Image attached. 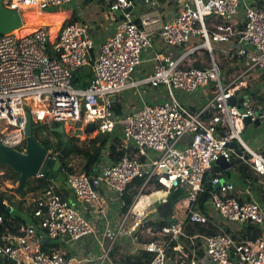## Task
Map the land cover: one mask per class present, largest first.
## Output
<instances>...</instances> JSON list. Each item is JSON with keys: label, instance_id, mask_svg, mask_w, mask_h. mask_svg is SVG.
<instances>
[{"label": "built area", "instance_id": "obj_1", "mask_svg": "<svg viewBox=\"0 0 264 264\" xmlns=\"http://www.w3.org/2000/svg\"><path fill=\"white\" fill-rule=\"evenodd\" d=\"M72 1L2 0L4 8L19 13L22 25L0 35V144L26 152L25 126L29 112L35 125L57 122L68 127L71 122L83 121L84 126L94 123L97 135L113 133L120 127L126 153L113 160L103 152L92 174L79 173L69 178L79 205L65 200L55 186H50L38 200L35 212L46 233H39L32 225H23L17 233L0 234V257L13 264H115L112 250L129 238L135 246L132 250L135 255L142 251L152 255L149 264H169L166 251L173 244V250L183 257L178 264H203L194 251L186 250L182 239L186 236L187 220L202 225L209 223L196 207L207 174L220 158L231 163L236 156L264 179V154L242 139L246 121L256 122L258 111L264 118V106L245 95L241 98L240 111L234 82L223 85L212 42L229 45L231 54L249 64L247 71H264V9L248 6L243 13V27L239 29L237 18L244 0H172L177 12L166 22L157 12L134 19L127 12L133 7V0H104L112 12H122L124 19L99 50H95L89 28L77 23H68L55 34L45 26L26 35L18 34L27 11L47 12ZM153 1L145 0L146 5ZM156 38L186 50L178 58L172 54L165 56L157 50ZM200 40L201 44L187 49L190 43ZM234 45L240 48L235 49ZM93 51L94 76L86 89L75 88L73 70L88 66ZM202 52L206 53L208 65L195 68L196 56ZM149 60L157 63L152 74L135 79L134 74ZM211 84L215 92L211 103L202 111L185 106L174 94L176 90L193 94ZM142 86L164 87L170 99L163 104L143 102L141 107L117 116L112 110L117 97ZM138 96L142 98L141 92ZM233 97L238 100L237 105L229 103ZM209 108L211 115L207 117ZM187 136L190 141L181 148ZM233 142L241 154L229 146ZM4 176L5 171L0 169V191L11 184L3 180ZM143 178L145 183L124 212L125 192L134 181ZM221 181V173L211 181L216 190L206 203L209 210L241 227L251 224L262 228L264 213L260 205L229 197L235 186L228 182L223 185ZM17 185L10 188L13 190ZM157 185L165 191L159 203L166 206L172 192L183 189L182 203L175 206L173 215L176 217L179 209H185L186 218L160 229L140 231L154 205L149 194L158 190ZM149 188L151 193L146 192ZM104 194L110 201L108 205L115 203L121 215L125 213L114 227L108 205L103 204ZM130 217L133 223L125 230ZM100 220L105 223L102 234L97 226ZM3 223L0 215V225ZM142 232L150 235L147 242L141 243ZM94 236L101 254L92 259L44 250L47 239L73 245ZM190 239L204 241L213 264H264V238L250 245H238L227 233L198 234Z\"/></svg>", "mask_w": 264, "mask_h": 264}, {"label": "trees", "instance_id": "obj_2", "mask_svg": "<svg viewBox=\"0 0 264 264\" xmlns=\"http://www.w3.org/2000/svg\"><path fill=\"white\" fill-rule=\"evenodd\" d=\"M25 20L28 21V27L32 28V30H28L27 32H33L35 29V24L33 23V18L25 17ZM243 16L241 19L238 20L237 28L243 27ZM21 31H24L22 29ZM25 32V31H24ZM197 44L190 43L187 46V49L192 48ZM50 48V46H49ZM50 55L52 57H55L51 52ZM95 61V53L93 51L92 53V61L91 63L83 68L74 69L73 70V85L75 88L78 89H86L91 81V79L94 76L93 66ZM232 63H234V67L232 69H229L227 71V74H232L233 72H237L238 76L241 72H246L249 68V64L246 62L244 58H232ZM195 68H202L203 66L200 65L198 62L194 65ZM251 71H247L244 75L241 76V79L244 78L246 75H248ZM262 76L264 77V71L262 72ZM243 83V82H241ZM240 91H246L245 95H249L253 97L256 101L259 103L264 102V98L262 96H259V92L257 91H251V87H246L242 90H237L236 95L240 93ZM119 101V100H118ZM118 101L115 102V104L112 106V110L117 116H121L124 111L121 109V106L118 105ZM207 114V112L205 113ZM62 125V123L53 122L51 124H38L37 129L33 131L34 137L39 141V143L45 147L50 157H55L57 154L60 153V151L63 149L65 142L63 139V135L53 132L52 129L59 128ZM121 128L118 127L117 130H115L113 133L106 134V135H98L97 137L93 138L91 142L92 144V150L91 151H85L78 147V143L80 142L79 138H70V142L72 143V147L70 151L67 152L65 157L62 160L61 170L59 172H62L63 175L66 178V181L69 180L71 176L76 175V173L69 169L65 162L66 160L72 158V157H80L83 159V173L92 174L96 168L97 165L101 161V156L103 152H107L108 155L113 160H118L122 156L125 155L126 150L123 149V137L122 134L116 135L118 132H120ZM264 154V153H263ZM232 168H236L238 172V178L242 185H246L247 189L250 187H254L256 183L260 181V177L254 173L251 166L249 164L244 163L242 160L237 158L236 156L232 157L231 160ZM0 169H5V176L4 181H10L12 184L17 185L19 183L20 174L15 172L12 168L6 165H1ZM225 172L223 171L220 166H214L213 170L207 174L204 181V192L200 195L198 202L196 203L197 210L205 215L209 223L207 225H202L199 223H191L189 220L186 221V227H185V237L182 239L183 246L188 251H196L195 255L196 258L199 261H202V259L205 258V255L207 256L204 241L194 240L190 239L193 238L195 235H202V236H210V235H216L220 233H226L223 229V227L218 224L217 222H213V220L210 217V210L207 207L206 203L208 202L210 195L213 191L216 190V187L211 184L212 179L218 174L221 173L222 179H225ZM59 173L56 175V180L53 181L51 177L42 176V177H35L30 178L25 182L23 193L18 192V187L13 189L12 191L16 194L15 197L7 195L5 193H0V197H4L6 201L10 204V206L13 208L12 212L7 211H0V215L3 216L4 223L0 225V234L2 233H17L21 226L23 225H32L37 228L39 233L45 234L46 232L41 229L40 227V219L35 217V212L38 207V200L43 197L45 191L50 186H55L57 188L58 193L66 200V196H64L61 193V189L57 187V184L59 182L66 184L65 181L60 180L58 181ZM64 178V177H63ZM145 183V178L134 181L127 189L124 195V203H125V210L126 212L129 207L131 206L135 195L138 193V188H141L143 184ZM240 184V186H242ZM158 190L160 189V186H156ZM29 195L33 196L34 201L28 202L27 197ZM183 197L181 195L176 200H169V208L171 209V212L173 214L174 206L179 201V199ZM231 198H235L240 202H246L243 201V197H238L237 195H229ZM248 202L252 200H247ZM158 211V210H157ZM159 216V215H158ZM225 222L226 220H223ZM170 225V223L167 222V217L157 219H149L144 223L141 230H147L149 228H162L164 226ZM230 237L238 244L242 245H250L255 240L259 238H264L263 236V228L260 226L255 225H248L242 229L241 232H239V235L233 236L232 234H228ZM147 242V239L144 240L141 236V243ZM175 244L172 245L171 248H169L166 251L168 262L171 264H178L183 257L176 251L173 250V247ZM55 246H53L52 240L50 242L46 241V244L44 245V250L47 253H53L54 251L61 253L59 250L54 249ZM111 258L114 261L115 264H149L152 260V255L147 252H140L138 254H131V253H125L122 251L119 246H116L112 252H111ZM5 264H13L12 262L7 261L4 259Z\"/></svg>", "mask_w": 264, "mask_h": 264}, {"label": "crops", "instance_id": "obj_3", "mask_svg": "<svg viewBox=\"0 0 264 264\" xmlns=\"http://www.w3.org/2000/svg\"><path fill=\"white\" fill-rule=\"evenodd\" d=\"M248 6L259 8V9H264V0H244L242 3V6H241L240 16L237 18L238 20L241 19L245 9ZM127 12L130 13L134 19H138L143 14H148V13H155L156 14V12H157L160 15L161 19L164 22H166V21H169V20L174 18V16L176 15L177 9H176L175 4L172 2V0H154L153 2H151L150 4H147V5H137L133 8L132 11H127ZM25 17L33 18V21H34L33 23L36 26L34 29L38 28L39 26H45L48 29H50L53 34H55L58 31V29H60L62 26L66 25L68 23H77V24L87 26L89 28V33H90L92 39L94 40L95 50H99V48L105 42L107 37H109L110 35H112L116 31L120 21H122L124 19V15L122 12H120V11L119 12H112L110 10V6L108 4H106L104 2V0H73L70 4L51 8L47 12H39L37 9H34L32 11H27L26 14H24V16H23V19H24L23 20V24H24L23 29L25 32H27L28 30L31 31L32 28L28 27V25H27L28 21L25 20ZM53 23H55V26H51ZM155 44H156L155 45L156 48L159 47L160 45H162V40L160 38H156ZM153 61L156 62L155 60L146 61L145 63H143V65L139 69L146 67L147 70H149L150 72H153L154 67L157 64V63L156 64L153 63ZM139 69L137 71L138 73H139ZM242 74L244 75L245 72H241V74L239 76H241ZM245 77L242 79L244 80ZM135 79H137V78H135ZM251 79L254 82L249 83ZM249 82L241 83V81H240L238 87H236V88H241V89H237V90H242L246 87L256 88L259 83H264V77L261 75L258 78H250ZM209 86L212 88V91H213L215 86L213 84H211ZM262 88L258 87L257 92H259V96H262L264 98V90ZM133 92H134V90L133 91L129 90V91L124 92V93H125L126 97H128V99H130L131 97H134ZM141 94H142V98L138 96L137 100H136L138 102V104H137L138 107H141L143 105V102H146L149 104V103L157 102L160 100V98L155 94V92L150 91V90H145ZM243 96H245V94L242 95L240 98L238 96V98L241 99ZM212 98H213L212 94H210L209 99H208L206 97V95H204L202 92L198 91V92L193 93L191 95H184V94L179 93L178 99L182 104L191 108L192 110L202 111L208 107V105L211 103ZM260 104L262 106H264L263 101ZM210 115H211V109L209 108L207 110L206 116L209 117ZM254 126H255V128L259 129L260 131H264V118L262 117V119H260V121L258 122V125H254ZM246 129H247V126H246ZM246 129H245V131H246ZM256 134H257V132H256ZM189 141H190V136H187L181 142L180 146L181 147L186 146ZM253 146L254 147H252V148L254 150H257L261 153H264V134L262 135L261 139L256 141V143H253ZM235 171H236V174L238 176L237 170H235ZM238 180H239V178H238ZM260 180H262V178H260ZM9 185L10 186H8V187H7V185H6V187L4 186L2 188V190L0 191V193H5L7 195L15 197L16 194L12 191V189L10 187H12V186L15 187L16 185H14L12 183ZM233 185L235 186V189H234V191L231 192L230 195L235 194L238 197L239 196L243 197V201H247L249 199L254 201L251 190L253 188L256 190L257 185H255L254 187H250L248 189L249 193L248 194L243 193V195L236 193V189H237L238 185H235L234 183H233ZM57 187L59 189H61V193L64 196H66V200L70 201L73 204L79 205V202L77 201L75 195L73 194V191L70 189V186L68 185V183L63 184V183L59 182L57 184ZM261 188L264 190V187L261 186ZM104 196H105V201L103 204L106 203V206H107L108 205L107 203H109L110 201H107L109 199H108L106 194H104ZM108 196L110 197V195H108ZM26 199L28 202L34 201V198L31 195H29V197H27ZM5 203H7L10 206L8 201L5 200ZM181 203L182 202L179 199V201L175 204V206H179ZM175 206H174V208H175ZM168 208H169V206L167 205L166 210ZM108 209H109L108 216L111 219L112 227H114V225L119 224L122 220V218L120 217L121 209L119 208V205H117L115 203L114 204L112 203L111 205L109 204ZM182 210H185V209H179L177 211L176 217H174L175 215H173L172 212H171L170 216L175 218L176 220L177 219L183 220L186 218V211H182ZM261 210L264 213V207H261ZM181 212L183 215H180ZM158 213H159L158 214L159 217L162 218V216L160 215V212H158ZM86 214H87V216L91 217V215L89 214L88 211ZM94 215H97V214H94ZM210 217L214 223L217 222L218 224H220L227 234H232L233 236H236V237L239 235V232H241L242 229L244 228V227H241L238 224L233 223V222H229V221L223 222L221 216L213 210L210 211ZM97 222H98L97 226H98V228H100L99 232L101 234L104 233V227H105L104 220H100ZM262 228H263V235H264V226ZM94 238L97 239V237H95V236L89 237V238L80 240L79 242H77L73 245L66 243L64 241L61 242L59 240H55L56 243L53 244V246H55L54 249L59 250L61 253H63V255L70 256V257L80 256L81 258L92 259L94 256H99L101 254V249L98 246V244ZM127 240H130V239L128 238ZM52 243H53V240H52ZM134 247H135L134 244L130 240V243H128V247H127V250L129 252H127V253L135 254L132 252ZM3 262H4V259H3ZM201 262L203 264H213L209 260L208 256H206V255H205V258L202 259ZM94 264H96V263H94ZM169 264H171V263H169Z\"/></svg>", "mask_w": 264, "mask_h": 264}, {"label": "rangeland", "instance_id": "obj_4", "mask_svg": "<svg viewBox=\"0 0 264 264\" xmlns=\"http://www.w3.org/2000/svg\"><path fill=\"white\" fill-rule=\"evenodd\" d=\"M207 20H208V18H207ZM51 26H55V23H53ZM210 34H211V31H210ZM201 43H202V41L200 40V41H197L193 44H201ZM212 45L214 48L215 58H216L217 62L219 63V66L221 69L223 85L231 84L232 82H234L235 89L236 90L241 89V88H236V87H238L240 81L241 82H249L250 78H258L262 75L263 71H260L258 69L251 70V72L248 75H246L244 80L241 79V76L243 74L241 76H238L237 72H233L232 74H227V71L229 69H232V67H234V65H235L234 63H232V58H237V57L235 55L231 54V52L229 51V45H225L224 43H215V42H212ZM157 50L162 51V53L165 56H170L172 54L174 58H178L182 53L185 52L186 49L170 46V45H168L162 41V45L157 47ZM192 60H193V62L195 61L194 58ZM196 60H197L196 62H198L200 65L207 67L208 59L206 57V53H204V52L200 53L199 56H196ZM153 63L156 64V62H154V61H153ZM195 63H193V64H195ZM151 74H152V72H150L149 70L146 69V67H144L142 69H139V73L136 72L134 74V77L137 79H141L143 77L146 78ZM252 82H254V81H252V79H251L249 83H252ZM258 87H260V88L263 87L262 89L264 90V83H259L256 88L251 87V91H257ZM145 90H150V91L155 92V94L160 98L159 101L149 103V104H163L170 99L168 96V92L164 87H160L158 89H155V88H152L150 86H142L141 88L134 90V92H133L134 97H131L130 99H128V97H126L125 93H123L117 97L116 102L119 100L118 105L121 106V109L124 111L123 114H125V112L131 111L133 108H136V109L138 108V106H137L138 102L136 101L138 94L140 92L143 93ZM131 91H133V90H131ZM199 91L202 92L204 95H206V97L208 99H209L210 94L214 95V92H215L214 90L212 91V88L210 86L202 88ZM245 92L246 91H240V93L238 95L239 98L242 95H244ZM179 93L184 94V95H191V94H187L185 92L176 90L174 92V94H175V97L177 99L179 98ZM26 108L28 109V107H26ZM246 126H247V129L243 133L242 139L248 145H250V147L252 148V147H254L253 143H256V141H258L259 139L262 138L264 131H260L259 129L255 128V126L249 122L246 123ZM66 132H68L69 136H71L74 133V131H72V129L69 126H68V129L66 130ZM256 132H257V134H256ZM121 134H122V132L120 130V132H118L116 135L120 136ZM97 136L98 135L94 132L93 134L79 137L80 142L78 143V147L82 150H85V151H88V150L91 151L92 150V144H93V142H91V140ZM122 137H123V135H122ZM65 165L69 169L73 170L76 174L83 173V159L80 157L75 156V157H72V158L66 160ZM235 170H236V168H231V169L226 170L225 180L228 183H232V184L234 183L235 185H238L237 189H236V193H238L240 195H243V193L248 194L249 192H248L247 186L246 185L240 186L241 183H240V180H238V176H237ZM3 171H5V169H3ZM58 173H59L58 181L63 180L67 184L68 181H66V178L63 175V173L62 172H58ZM256 185H257L256 190L254 188L251 190L253 200L255 203L259 204L261 207H264V190L261 188V186L264 187V179L260 180ZM146 192L151 193L152 188H149ZM149 195H150L151 200H152L154 205H153L152 209L149 210L150 214H149V216H147V218H148L147 220H149V219L155 220L159 217L158 216L159 213L157 211V204L162 200L163 196H165V191L162 189H159L156 192H154L153 194L151 193ZM182 211H185V210H182ZM124 214L125 213L122 212L121 217H124ZM180 215H183L182 212L180 213ZM132 223H133V221H132V218L130 217L128 219L127 223L125 224V230L130 225H132ZM140 235H142V238L144 240H146L150 236L149 234H147L145 232H142ZM127 239L128 238H126L124 240L123 245H118L119 248L126 253L129 252L127 250V247H128V243H130V240H127ZM55 243H56V241L53 240V244H55Z\"/></svg>", "mask_w": 264, "mask_h": 264}, {"label": "water", "instance_id": "obj_5", "mask_svg": "<svg viewBox=\"0 0 264 264\" xmlns=\"http://www.w3.org/2000/svg\"><path fill=\"white\" fill-rule=\"evenodd\" d=\"M137 5H146L145 0H134V5L128 11H132L133 8ZM22 25V20L17 11H10L3 7L2 0H0V35L10 33L19 29ZM235 49H239V45L232 46ZM90 60V58H89ZM238 100L233 97L230 99L229 103L231 105H237ZM243 102L242 99L239 100L237 105L240 111H242V106L240 105ZM257 116L259 117L254 125H258L260 119H262V112L258 111ZM261 117V118H260ZM26 152L21 153L17 150L8 148L0 144V166L6 165L12 168L15 172L20 174V179L18 183V192L23 193L25 182L30 178L38 177L39 174L42 176L51 177L53 181L56 180L57 173L61 170L62 160L70 151L72 143L68 137L67 126L61 125L59 128L52 129L53 132L63 135L65 145L59 154L55 158L50 157L48 150L43 147L39 141L34 137L33 131L37 129V126L33 124L32 114L26 113ZM250 123V120H247L246 123ZM69 127L74 130V133L70 136L71 138H79L82 136L93 134L96 131V126L94 123L87 124L84 126L83 121L71 122ZM96 133V132H95ZM229 146L237 151V154H241L238 151V146L235 142L229 144ZM216 166H220L223 171L232 168L231 163H229L224 158H220L216 162ZM227 181L222 179L221 184L225 185ZM68 185L69 182H68ZM181 195H183V189L174 190L170 196L171 200H176ZM157 210L160 212V215L167 217L168 223H175L176 219L171 217V210L168 208L166 210V205L157 204ZM0 211L12 212L13 208L5 203L4 197H0ZM50 242V239L46 240ZM0 264H4L3 258L0 257Z\"/></svg>", "mask_w": 264, "mask_h": 264}, {"label": "bare ground", "instance_id": "obj_6", "mask_svg": "<svg viewBox=\"0 0 264 264\" xmlns=\"http://www.w3.org/2000/svg\"><path fill=\"white\" fill-rule=\"evenodd\" d=\"M24 27H22V29H23ZM21 29V30H22ZM21 30H19L18 31V34L20 35V36H22V35H26V34H29V32H24V31H21ZM31 33V32H30ZM142 206H144V204H142Z\"/></svg>", "mask_w": 264, "mask_h": 264}]
</instances>
